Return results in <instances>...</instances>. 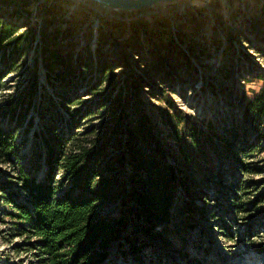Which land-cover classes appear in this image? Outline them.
<instances>
[{
	"label": "rangeland",
	"instance_id": "1",
	"mask_svg": "<svg viewBox=\"0 0 264 264\" xmlns=\"http://www.w3.org/2000/svg\"><path fill=\"white\" fill-rule=\"evenodd\" d=\"M0 18L26 36L21 55L0 61V102L8 94L23 96L34 76L39 96L27 115L32 127L18 131V158L0 164V185L17 183L18 165L37 180L45 177L33 133L53 109L67 118L64 98L74 102L65 104L70 111L88 106L106 111L104 94L136 95L170 155L168 162L182 171L193 194L207 198L190 201L193 228L184 248L202 264H264L259 250L264 247V200L248 217L240 215L224 225L231 194L216 193L211 183L216 178L227 184L233 175L242 184L254 182L244 204L264 191V141L247 161L257 174L245 178L232 167V142L227 141L228 133L245 120L246 105L264 98V0H181L140 12L106 10L86 0H0ZM92 85L97 88L88 89ZM0 111V126L10 130L13 121ZM88 119L76 133L98 120ZM259 120L257 127L264 130V117ZM8 187L7 193L23 196L11 183ZM2 195L0 264H37L34 240L20 235ZM176 197V202L182 199L183 191ZM143 238L148 243L142 248L145 264L149 259L152 264H185L175 256L178 246ZM102 264L135 263L112 243Z\"/></svg>",
	"mask_w": 264,
	"mask_h": 264
},
{
	"label": "trees",
	"instance_id": "2",
	"mask_svg": "<svg viewBox=\"0 0 264 264\" xmlns=\"http://www.w3.org/2000/svg\"><path fill=\"white\" fill-rule=\"evenodd\" d=\"M25 39L17 25L0 18V61L11 54L21 55ZM3 79L0 71V88ZM91 88L97 87L92 85L88 89ZM23 89V96L8 94L0 102L2 115L14 124L10 130L0 126L2 165L18 158V131L26 132L32 127V118L27 120V115L39 99L37 76ZM102 101L106 111L93 110V106L70 111L65 104L74 102L61 100L67 118L53 109L33 133L40 149L37 157L46 167L45 177L37 180L18 165L17 183L0 185L1 200L11 208L10 218L16 221L18 232L34 240L31 250L37 264H102L112 243H116L123 258L129 256L135 264H145L142 248L148 243L144 236L178 246L175 256L185 264H202V259L192 256L184 247L186 235L193 228L191 202L196 198L207 200L206 196L193 194L182 179V171L168 162L170 155L142 113L136 95L120 92L111 98L108 92ZM244 113L239 130L227 135V141L232 142L231 164L239 178L257 174L247 161L255 157L264 141V130L257 127L258 120L264 117V98L247 104ZM37 115L42 119L39 109ZM88 118L98 119L97 123L76 133ZM38 165H33V169ZM233 180L224 184L211 179L216 193L225 197L231 194L223 223H234L240 215L248 217L264 200L263 191L244 204L242 200L249 199V189L255 183L242 184L234 175ZM10 183L14 191L22 192L20 199L14 192L7 193ZM179 189L184 197L176 202ZM209 215L213 219L218 217ZM259 250L264 251V247ZM147 264H152L151 259Z\"/></svg>",
	"mask_w": 264,
	"mask_h": 264
},
{
	"label": "water",
	"instance_id": "3",
	"mask_svg": "<svg viewBox=\"0 0 264 264\" xmlns=\"http://www.w3.org/2000/svg\"><path fill=\"white\" fill-rule=\"evenodd\" d=\"M112 11L140 12L156 6H167L181 0H86Z\"/></svg>",
	"mask_w": 264,
	"mask_h": 264
},
{
	"label": "bare ground",
	"instance_id": "4",
	"mask_svg": "<svg viewBox=\"0 0 264 264\" xmlns=\"http://www.w3.org/2000/svg\"><path fill=\"white\" fill-rule=\"evenodd\" d=\"M95 5V4H94ZM95 6H97V5H95ZM168 6V5H167ZM98 7H100V6H98ZM100 8H102V7H100ZM106 9V8H105ZM107 10V9H106ZM119 12H121V11H119Z\"/></svg>",
	"mask_w": 264,
	"mask_h": 264
}]
</instances>
